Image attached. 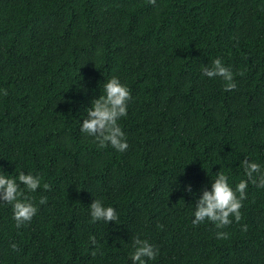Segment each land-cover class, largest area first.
<instances>
[{
	"label": "trees",
	"instance_id": "obj_1",
	"mask_svg": "<svg viewBox=\"0 0 264 264\" xmlns=\"http://www.w3.org/2000/svg\"><path fill=\"white\" fill-rule=\"evenodd\" d=\"M216 58L234 91L202 74ZM112 77L124 152L80 131ZM0 89V172L41 179L30 223L0 202V264H132L133 237L158 249L146 264H264V188L240 222L192 224L216 173L235 189L243 159L264 171V0H0ZM96 199L117 221L91 222Z\"/></svg>",
	"mask_w": 264,
	"mask_h": 264
},
{
	"label": "clouds",
	"instance_id": "obj_2",
	"mask_svg": "<svg viewBox=\"0 0 264 264\" xmlns=\"http://www.w3.org/2000/svg\"><path fill=\"white\" fill-rule=\"evenodd\" d=\"M148 2L156 5V0H148ZM201 71L206 77L222 78L225 91H234L237 87L232 71L224 66L219 58L214 59L210 67L202 66ZM238 75L243 76L244 73L239 72ZM103 89L104 94L91 100L90 107L85 109L86 117L80 123V131L93 137L98 148L111 145L118 152H124L128 149V144L118 121L127 116L128 102L132 99L130 90L117 77H112L104 83ZM0 94L7 96L8 92L6 89H0ZM240 165L246 179H242L235 189L228 183V176L219 171L216 173L215 179L211 181L210 190H202V194L194 204L193 226L207 220L213 223L217 229H224L233 223V219L230 217L234 218L237 223L242 220L240 209L243 207L242 202L247 199L248 184L264 188V171L260 164L250 162L248 159L240 161ZM40 187L39 176L25 174L21 171L13 178L0 172V202L12 206V218L17 228L30 223L37 214L38 209L32 202L33 197L26 193H34ZM50 188L49 184H43L45 191ZM186 191L191 194L190 185L187 186ZM46 202L47 197L41 196L39 204L43 205ZM89 207L93 223L101 220L105 223L115 222L118 219L116 210L113 207H105L99 199L93 200ZM241 230L247 231V225H241ZM216 238L228 239L229 233L217 231ZM89 240L93 246L96 245L94 236L89 237ZM10 246L14 251H18L15 243ZM132 247L134 249L130 254L132 264H146V259L155 260L158 255L157 248L139 237H133ZM90 254L95 256L97 250H92Z\"/></svg>",
	"mask_w": 264,
	"mask_h": 264
}]
</instances>
